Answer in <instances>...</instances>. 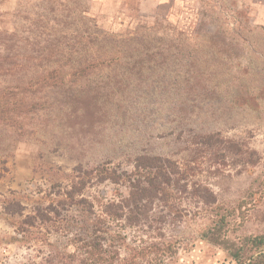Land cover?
<instances>
[{"label": "trees", "instance_id": "trees-1", "mask_svg": "<svg viewBox=\"0 0 264 264\" xmlns=\"http://www.w3.org/2000/svg\"><path fill=\"white\" fill-rule=\"evenodd\" d=\"M167 1L153 17L131 5L129 26L115 32L101 22L93 0H40L17 12L14 33L1 41L0 131L21 120L32 121L36 131H53L57 121L75 119L70 126L99 139L98 155L105 159L63 172L46 203L28 215L17 200L2 202L9 215L24 217L17 227L24 240L39 225L63 230L79 251L54 257L64 264H119L126 237L115 224L148 220L155 200L186 190L193 160L202 154L216 160L239 157L243 171L253 166L244 160L253 151L204 125L239 110L261 112L264 85L254 90L250 84L261 70L257 60L244 57L243 49L232 56L237 38L221 26L206 28L204 10L195 30L180 31L169 22L174 0ZM238 19L237 29L253 30L245 11ZM111 128L117 131L106 135ZM166 133L188 143L184 164L151 148L158 144L156 136L163 139ZM119 159L129 169L113 167ZM105 182L122 185L126 196L96 211L84 191ZM215 216L209 235L232 264H264V231L235 244L222 238L228 215L217 210Z\"/></svg>", "mask_w": 264, "mask_h": 264}, {"label": "rangeland", "instance_id": "rangeland-1", "mask_svg": "<svg viewBox=\"0 0 264 264\" xmlns=\"http://www.w3.org/2000/svg\"><path fill=\"white\" fill-rule=\"evenodd\" d=\"M38 1L0 0V54L4 50L2 39L14 33L17 12L31 8V4ZM167 2L93 0V8L99 10L101 22L116 32L120 27L129 26L134 15L131 5L134 8L136 5L141 15L153 17L158 5L166 6ZM203 10L209 16L206 28L221 26L224 30L230 29L237 38L232 56L243 49L244 57L253 56L257 60L261 70L250 78L251 87L257 90L259 84L264 85V0H174L169 22L178 24L180 31L192 32L199 26L198 14ZM242 10L252 31L237 29L238 13ZM169 107L167 105L165 111H169ZM262 107L257 115L239 110L236 116L209 119L204 125V130L218 132L224 139L238 141L253 151L254 155L244 159L253 166L243 171L239 157L216 160L202 154L193 160L194 172L189 174L186 190L180 189L169 197L155 200L148 220L140 218L131 226L115 224L126 237L119 264H232L229 255L213 243L208 232L216 221L217 210L228 215L223 239L238 244L243 237L264 231V105ZM21 121L9 122V126L0 131V264H64L54 257H63V253L76 256L78 245H70L63 230L42 225L31 229L30 238L24 240L17 234L24 217L9 215L2 202L15 199L22 204L24 215H28L33 206L46 203L52 185L63 172L69 173L79 162L90 166L99 160L104 162L98 155L99 139L89 137L79 125L70 126L75 119L57 121L55 130L40 132L32 121ZM116 131L111 128L105 133L111 135ZM153 132L154 137L157 131ZM156 139L157 146L151 147L155 153L181 164L186 162L190 149L185 139L178 141L168 133L165 138L157 135ZM227 154L230 157L233 153ZM112 166L118 170L129 169V164L121 163L120 159L113 161ZM84 196L99 211L102 204L124 198L126 189L109 182L91 183Z\"/></svg>", "mask_w": 264, "mask_h": 264}]
</instances>
